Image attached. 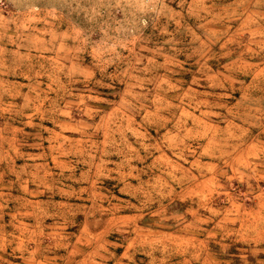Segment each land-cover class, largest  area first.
<instances>
[{
	"label": "rangeland",
	"instance_id": "obj_1",
	"mask_svg": "<svg viewBox=\"0 0 264 264\" xmlns=\"http://www.w3.org/2000/svg\"><path fill=\"white\" fill-rule=\"evenodd\" d=\"M0 264H264V0H0Z\"/></svg>",
	"mask_w": 264,
	"mask_h": 264
}]
</instances>
